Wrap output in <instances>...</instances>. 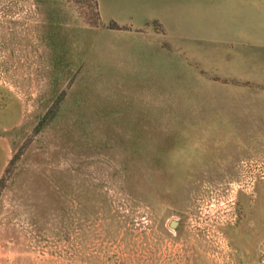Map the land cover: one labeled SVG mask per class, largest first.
Returning a JSON list of instances; mask_svg holds the SVG:
<instances>
[{"label":"rangeland","instance_id":"rangeland-1","mask_svg":"<svg viewBox=\"0 0 264 264\" xmlns=\"http://www.w3.org/2000/svg\"><path fill=\"white\" fill-rule=\"evenodd\" d=\"M222 3L0 0V264H264V0Z\"/></svg>","mask_w":264,"mask_h":264},{"label":"crops","instance_id":"crops-1","mask_svg":"<svg viewBox=\"0 0 264 264\" xmlns=\"http://www.w3.org/2000/svg\"><path fill=\"white\" fill-rule=\"evenodd\" d=\"M235 0H223L222 6L226 5L228 7L232 8V3ZM249 2H253V0H240V4L242 7L240 8V6H238V11H240L239 15H240V22H253L254 20V14L250 11L251 9H253L254 6H250ZM236 9V7H235ZM218 10L221 12V10L218 7ZM185 13L188 15L189 14V20L191 19V17L193 16V8L190 7L188 8V6L186 7V10H184ZM227 9L223 8V14L227 13ZM233 13V12H232ZM237 14L236 11H234V17L235 19H237ZM233 15V14H232ZM233 19V18H232ZM224 20V19H222Z\"/></svg>","mask_w":264,"mask_h":264},{"label":"bare ground","instance_id":"bare-ground-1","mask_svg":"<svg viewBox=\"0 0 264 264\" xmlns=\"http://www.w3.org/2000/svg\"><path fill=\"white\" fill-rule=\"evenodd\" d=\"M177 225V223L176 222H172V226H176Z\"/></svg>","mask_w":264,"mask_h":264},{"label":"water","instance_id":"water-1","mask_svg":"<svg viewBox=\"0 0 264 264\" xmlns=\"http://www.w3.org/2000/svg\"><path fill=\"white\" fill-rule=\"evenodd\" d=\"M175 222V221H174Z\"/></svg>","mask_w":264,"mask_h":264}]
</instances>
